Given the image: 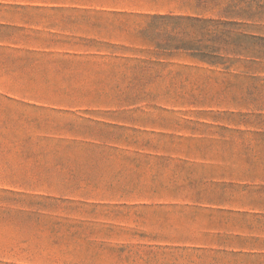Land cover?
Listing matches in <instances>:
<instances>
[{
    "label": "rangeland",
    "instance_id": "1",
    "mask_svg": "<svg viewBox=\"0 0 264 264\" xmlns=\"http://www.w3.org/2000/svg\"><path fill=\"white\" fill-rule=\"evenodd\" d=\"M136 1L0 0V264H264V27Z\"/></svg>",
    "mask_w": 264,
    "mask_h": 264
},
{
    "label": "trees",
    "instance_id": "2",
    "mask_svg": "<svg viewBox=\"0 0 264 264\" xmlns=\"http://www.w3.org/2000/svg\"><path fill=\"white\" fill-rule=\"evenodd\" d=\"M136 2L138 6L155 9V13L151 15L153 19L164 23L184 22L192 27L205 29L204 34L211 35V40H221L220 36L230 34L232 27H264V0H137ZM259 32L245 30L240 35L264 40V33L257 35ZM179 46L198 50L183 45H178L176 48ZM192 55L212 64L235 61L226 59L217 49L192 53ZM256 57L263 58L264 55H256Z\"/></svg>",
    "mask_w": 264,
    "mask_h": 264
}]
</instances>
